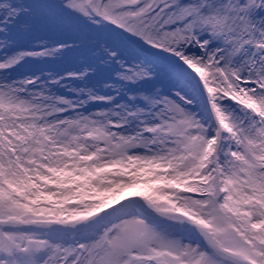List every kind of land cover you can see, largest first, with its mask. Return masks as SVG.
I'll return each instance as SVG.
<instances>
[{"label":"snow or ice","instance_id":"snow-or-ice-1","mask_svg":"<svg viewBox=\"0 0 264 264\" xmlns=\"http://www.w3.org/2000/svg\"><path fill=\"white\" fill-rule=\"evenodd\" d=\"M0 264H264V0H0Z\"/></svg>","mask_w":264,"mask_h":264}]
</instances>
